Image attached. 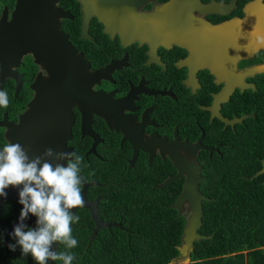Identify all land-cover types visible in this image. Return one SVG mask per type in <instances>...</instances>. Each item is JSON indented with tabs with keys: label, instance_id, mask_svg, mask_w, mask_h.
Here are the masks:
<instances>
[{
	"label": "flooded vegetation",
	"instance_id": "1",
	"mask_svg": "<svg viewBox=\"0 0 264 264\" xmlns=\"http://www.w3.org/2000/svg\"><path fill=\"white\" fill-rule=\"evenodd\" d=\"M18 1L0 0V91L9 99L0 148L44 97L63 135L54 150L83 156L78 246L134 249L137 202L172 206L184 164L197 170L203 204L219 201L224 185L264 200V34L249 33L264 27V0H34L35 21L13 18ZM229 21L233 34L216 31ZM7 191L0 264H16L23 256L7 242L22 205ZM177 210L190 215L187 203Z\"/></svg>",
	"mask_w": 264,
	"mask_h": 264
},
{
	"label": "trees",
	"instance_id": "2",
	"mask_svg": "<svg viewBox=\"0 0 264 264\" xmlns=\"http://www.w3.org/2000/svg\"><path fill=\"white\" fill-rule=\"evenodd\" d=\"M150 189L163 191L155 188L145 191ZM230 190L227 185L218 187L214 195L219 201L205 202L203 225L199 229L204 237L194 242L189 264H264V200L252 199L253 194H259L255 192L257 189L249 193L238 191L236 187ZM145 191L138 190L139 193ZM169 204V201L156 199L139 200L134 208V249L107 250L104 264H115L121 255L129 257L124 264L180 263L178 245L182 242L187 218ZM127 243L133 244V241ZM64 250L60 245L58 251ZM73 250L76 259L72 264H82ZM15 261L16 264L30 263L29 260L26 263L25 257H16ZM57 264L62 262L57 261Z\"/></svg>",
	"mask_w": 264,
	"mask_h": 264
},
{
	"label": "clouds",
	"instance_id": "3",
	"mask_svg": "<svg viewBox=\"0 0 264 264\" xmlns=\"http://www.w3.org/2000/svg\"><path fill=\"white\" fill-rule=\"evenodd\" d=\"M8 105V94L0 91V107L6 109ZM82 163V155L58 152L51 147L35 157H30L19 142L0 148V197L6 199L7 190L14 188L22 205L18 222L8 233L9 251L19 250L21 256H30L34 264L49 261L72 264L76 256L71 250L78 245L72 235V224L80 221L73 209L84 205ZM30 216L36 218L35 227L26 224ZM0 243H5L4 236H0ZM60 245L64 251L57 250Z\"/></svg>",
	"mask_w": 264,
	"mask_h": 264
},
{
	"label": "water",
	"instance_id": "4",
	"mask_svg": "<svg viewBox=\"0 0 264 264\" xmlns=\"http://www.w3.org/2000/svg\"><path fill=\"white\" fill-rule=\"evenodd\" d=\"M23 1V2H22ZM42 17L44 15V8H42ZM53 11L55 9L53 8ZM13 18L15 19H31L35 21L40 18L39 9L35 6L34 0H19L16 6V10ZM232 22L229 21L224 25L217 26L216 31L220 34L231 35ZM251 35H263L264 27H251ZM264 46V42H259ZM258 44V43H256ZM256 45L251 43L250 51H252ZM247 51V49L245 48ZM39 103V104H38ZM45 115H51V113H45V98L42 97L41 101L34 100L32 102V110L26 112L21 117L18 125L14 126L11 130V137L13 143L19 142L28 151L30 157H35L43 153L46 148H53L60 145L62 140V134L57 130V121L52 119L53 114L49 117V121H42L38 118H43ZM186 163V162H185ZM181 171L187 173V179L184 185V191L172 207L182 210L183 205L187 203L190 209V215L187 217V222L183 230L182 242L178 245V250L182 259L181 264H189L191 262V253L194 251V242L204 237L199 232V229L203 225L204 216V204L203 194L198 190L199 175L195 167L191 165H182ZM181 173V172H180ZM180 173L169 178L163 186L172 182V180L180 177ZM35 219H28L26 222L31 227H35ZM13 230L10 229L9 233ZM52 263V262H51ZM48 264H50L48 262ZM169 264H174L173 262Z\"/></svg>",
	"mask_w": 264,
	"mask_h": 264
},
{
	"label": "rangeland",
	"instance_id": "5",
	"mask_svg": "<svg viewBox=\"0 0 264 264\" xmlns=\"http://www.w3.org/2000/svg\"><path fill=\"white\" fill-rule=\"evenodd\" d=\"M81 260V263L83 264H101L105 261V255L103 253H96V249H90V250H85L84 246H78L77 248H73ZM132 250V248H130ZM101 252V251H100ZM31 258V257H30ZM129 259L128 256L126 255H121L120 260L115 262V264H124L127 260ZM30 260L29 258L26 259ZM30 264H32V259L30 261ZM174 264H181V263H174Z\"/></svg>",
	"mask_w": 264,
	"mask_h": 264
},
{
	"label": "crops",
	"instance_id": "6",
	"mask_svg": "<svg viewBox=\"0 0 264 264\" xmlns=\"http://www.w3.org/2000/svg\"><path fill=\"white\" fill-rule=\"evenodd\" d=\"M101 264H104V262H103V263H101Z\"/></svg>",
	"mask_w": 264,
	"mask_h": 264
}]
</instances>
